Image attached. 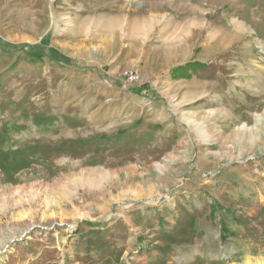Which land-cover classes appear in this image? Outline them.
<instances>
[{
	"label": "rangeland",
	"instance_id": "obj_1",
	"mask_svg": "<svg viewBox=\"0 0 264 264\" xmlns=\"http://www.w3.org/2000/svg\"><path fill=\"white\" fill-rule=\"evenodd\" d=\"M165 1L147 23L145 0H0V127L11 129L0 148L30 160L12 180L0 169V264L264 262V101L233 110L226 96L197 99L195 80L212 78L172 75L201 50L222 85L239 57L264 60V0ZM53 45L101 61L122 49L166 94L152 108L129 92L72 95L50 60L37 63ZM35 112L57 119L36 126ZM65 140L60 155L31 153ZM187 215L193 236L167 246Z\"/></svg>",
	"mask_w": 264,
	"mask_h": 264
},
{
	"label": "crops",
	"instance_id": "obj_2",
	"mask_svg": "<svg viewBox=\"0 0 264 264\" xmlns=\"http://www.w3.org/2000/svg\"><path fill=\"white\" fill-rule=\"evenodd\" d=\"M145 9L146 14L143 16L140 21H147V23H152L154 19L158 16H165V12H159L158 8L163 6L171 7V3H167L165 0H145ZM146 16V17H145ZM259 15L256 17V20L260 21L262 18ZM93 17L92 15L90 16ZM117 23L116 26L121 30V20L119 18V14L116 15ZM92 19L93 22H92ZM91 19V26H96L97 21H100V17H94ZM221 41H217V43L212 44L211 47L217 48V52H219V45ZM223 44V43H222ZM264 46V44H262ZM70 47V46H69ZM75 52L68 51L65 52L60 47H56L53 45L52 51L50 54H43L40 56V61L38 59L39 64L45 63V60H50L49 64H52L51 67L58 68L56 72H63V76L61 77L62 85L67 86L68 92L72 95H78L79 93L90 95L104 94V93H115V92H129V94L136 95L141 97L144 101V104H148L151 108L156 104L157 92H162L166 94L165 89L159 90L156 88L155 83H141V80L132 85H128L125 81V78L120 74L121 70L128 67H133L130 65H134L137 63V59L135 61H130L128 59H122L120 56V51L117 53L111 54L106 61L96 60L91 55L92 52L89 51L88 47L85 46L82 51L79 45L76 46ZM214 50V49H213ZM213 53H217L216 51H211ZM94 53V52H93ZM119 54V57H118ZM242 61H233V63L245 64L240 69L237 68L232 72L228 73V80L225 84L219 83V79H222L224 76L222 73H217V77L213 80H195V90L197 92V99L200 97H204V95H209L212 93V100H217L221 95L227 97V103L232 105V109L235 110L236 107V99L238 98L241 103L246 104L247 106L256 105L258 102L264 101V60H257L254 56H246L239 57ZM196 60L203 62L204 51L201 50L196 54ZM185 60L177 61V63L181 64ZM169 68L171 67V59L169 58ZM38 66V65H37ZM67 69V70H63ZM138 70V68H136ZM56 75V74H54ZM41 76H45V74L41 73ZM53 74L51 73V77ZM155 78V77H154ZM163 76L159 75L154 80L161 79ZM167 79L170 78V74ZM165 78V79H166ZM86 82L85 86L82 89L76 87V81ZM183 80L186 85L187 81L185 78H180ZM155 96V97H154ZM248 98L250 102L246 100ZM159 101H157L158 103ZM219 103V102H218ZM159 112V111H158ZM162 112H159V114ZM213 115L217 114L214 109L210 111ZM157 115V113H156ZM159 117V116H157ZM261 117V116H260ZM158 119H155L157 121ZM202 130H208L209 128L205 126H201ZM209 131V130H208ZM209 134L216 135V133L210 131ZM210 135V136H211ZM207 137V139L210 138ZM206 139V137H205ZM204 141V140H203ZM208 142V141H207Z\"/></svg>",
	"mask_w": 264,
	"mask_h": 264
},
{
	"label": "trees",
	"instance_id": "obj_3",
	"mask_svg": "<svg viewBox=\"0 0 264 264\" xmlns=\"http://www.w3.org/2000/svg\"><path fill=\"white\" fill-rule=\"evenodd\" d=\"M205 64L201 62H191L184 64L182 66L176 67L173 70V77H188L190 75V72L196 73L201 78H216L217 74L214 70L211 72H207L204 69ZM24 115L28 116V112L24 111ZM57 119V116L45 112H35L31 115L32 123L36 126H43V127H49L53 124V122ZM24 125H13L11 128L14 131H19L20 129H23ZM10 127L4 123L0 127V147L4 144H6L9 141L10 136ZM67 142V140L63 141L61 144L54 145V146H36L31 149V153H41L43 156L47 157L50 155H60L64 152H66V148L64 147V144ZM74 144L75 141H69ZM68 152V151H67ZM77 151H73V156H78ZM26 154L19 149H11L8 148L6 151H2L0 148V169L4 173L7 179L12 180L13 179V173L17 172L20 169H23L25 167H28L30 165V160L25 156ZM223 232L226 230V227H222ZM186 232L189 235V238L183 239L180 237V232ZM194 230H193V218L190 215H187L186 221L180 222L179 225H177L172 232H167L166 236L168 239L167 246L170 243L181 241V240H188L191 239L193 236ZM177 235V236H176ZM161 251L164 250V247H160ZM163 252V251H162Z\"/></svg>",
	"mask_w": 264,
	"mask_h": 264
},
{
	"label": "built area",
	"instance_id": "obj_4",
	"mask_svg": "<svg viewBox=\"0 0 264 264\" xmlns=\"http://www.w3.org/2000/svg\"><path fill=\"white\" fill-rule=\"evenodd\" d=\"M121 75L125 78L126 82L129 84L136 83L140 81L139 74L134 68H126L121 72Z\"/></svg>",
	"mask_w": 264,
	"mask_h": 264
},
{
	"label": "bare ground",
	"instance_id": "obj_5",
	"mask_svg": "<svg viewBox=\"0 0 264 264\" xmlns=\"http://www.w3.org/2000/svg\"><path fill=\"white\" fill-rule=\"evenodd\" d=\"M70 226H72V225H70ZM243 264H249L248 262H244ZM261 264H264V262H262Z\"/></svg>",
	"mask_w": 264,
	"mask_h": 264
}]
</instances>
